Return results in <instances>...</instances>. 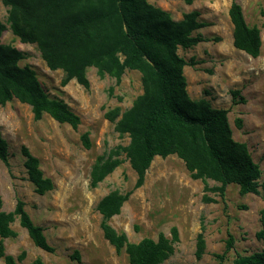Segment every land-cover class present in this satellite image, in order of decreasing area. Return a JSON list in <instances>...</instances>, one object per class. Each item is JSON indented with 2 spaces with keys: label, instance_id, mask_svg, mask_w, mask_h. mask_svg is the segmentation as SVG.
Returning <instances> with one entry per match:
<instances>
[{
  "label": "rangeland",
  "instance_id": "obj_1",
  "mask_svg": "<svg viewBox=\"0 0 264 264\" xmlns=\"http://www.w3.org/2000/svg\"><path fill=\"white\" fill-rule=\"evenodd\" d=\"M148 1L170 12L174 19L198 10L199 19L208 23L198 30L206 40L191 48L177 49L186 61L195 62L183 67L186 90L192 99L203 97L212 106L228 110L233 138L247 144L264 177V0H235L247 24L260 30L261 48L255 58L232 44V24L227 13L231 0ZM7 16L8 6L0 2V21L6 25L1 42L22 51L24 58L19 65L34 69L50 97L63 99L80 121L74 129L47 113L34 120L30 106L16 99L0 105V133L9 152V165L0 161L2 209L11 211L16 200L21 199L31 220L42 226L48 243L54 247L53 252L36 247L15 219L11 227L16 236L2 239L4 250L15 258L24 250L25 257L19 264L35 258L44 264H81L70 258L74 250L86 264H129L124 249L116 251L104 239L96 204L109 191L131 190L136 175L124 160L95 188H90L89 172L98 155L128 142V137L120 136L114 123L103 114L116 106L124 110L131 105L142 92L140 74L125 70L116 83L113 77L100 78L94 67H88V89L74 79L62 86V71L48 69L35 44L21 43L12 34ZM235 89L239 96L232 103L230 91ZM236 118L242 120L241 128L235 126ZM84 132L88 133L89 148L81 142ZM22 145L37 157L43 175L54 184L52 190L42 195L34 191L23 166ZM206 182L209 186L218 184L210 179ZM206 194L215 201H202L203 182L192 179L175 154L155 156L143 184L132 190L120 213L109 223L116 231L125 232L130 242L143 237L156 239L160 232L170 238V228L175 226L178 241L173 244L174 252L161 264H217L216 254L223 252L228 234L234 238L233 247L220 264H229L237 252L246 254L264 248V239L256 237L261 227L259 211L264 207L259 195L240 194L236 184L226 186L223 198L210 191ZM201 225L205 251L197 260L194 250ZM0 264H4L1 258Z\"/></svg>",
  "mask_w": 264,
  "mask_h": 264
},
{
  "label": "trees",
  "instance_id": "obj_2",
  "mask_svg": "<svg viewBox=\"0 0 264 264\" xmlns=\"http://www.w3.org/2000/svg\"><path fill=\"white\" fill-rule=\"evenodd\" d=\"M8 6L7 22L21 43L35 44L45 65L50 70H61L60 85L74 79L85 89L89 87L86 70L94 67L100 78L113 77L119 83L125 70L140 74L142 92L131 105L107 109L104 117L114 123L120 136L128 142L117 144L105 154L98 155L89 172V187L95 188L106 176L127 160L136 178L133 188L124 193L112 190L96 204L101 215L100 228L105 240L116 251L124 249L129 264H161L174 252L178 241L175 226L171 237L160 232L156 239L143 237L130 242L125 232L116 231L109 223L120 213L123 203L133 189L144 182L146 170L155 156L162 158L175 154L180 158L192 179L203 182V202H214L208 191L225 195L228 184H236L240 194L259 195L264 203V177L245 142L232 136L225 108L211 105L206 98L192 99L186 90L185 65H194L178 53V47L191 48L206 40L198 30L206 25L199 19L198 10L174 19L171 13L148 0H0ZM228 16L232 24V44L252 58L260 53V30L245 21L242 8L231 0ZM6 25L0 21V38ZM24 53L0 39V105L16 99L30 106L34 120L43 113L59 123L77 128L79 116L61 98L50 97L36 72L19 61ZM112 90V88H110ZM231 101L236 103L239 90H231ZM241 101H244L240 97ZM235 126L241 128L242 120L236 118ZM85 148L90 147L88 133L81 135ZM23 166L27 179L37 194L53 189V182L45 177L37 157L24 145ZM8 144L0 133V161L8 162ZM207 179L217 182L209 186ZM261 227L256 237L264 239V207L259 211ZM18 219L32 243L44 251L53 252L40 225L35 224L17 199L11 211L2 209L0 198V258L4 264H19L25 257L22 250L15 257L4 250L3 238L15 237L11 224ZM204 226L196 235L194 255L199 260L205 251ZM234 238L227 235L221 254H216L220 264L232 249ZM70 258L81 262L80 253L74 250ZM27 264H44L35 258ZM229 264H264V248L251 253H236Z\"/></svg>",
  "mask_w": 264,
  "mask_h": 264
},
{
  "label": "bare ground",
  "instance_id": "obj_3",
  "mask_svg": "<svg viewBox=\"0 0 264 264\" xmlns=\"http://www.w3.org/2000/svg\"><path fill=\"white\" fill-rule=\"evenodd\" d=\"M228 37V36H227ZM230 37V36H229ZM226 39V38H225ZM229 43H230V41H229ZM227 45V44H226Z\"/></svg>",
  "mask_w": 264,
  "mask_h": 264
}]
</instances>
